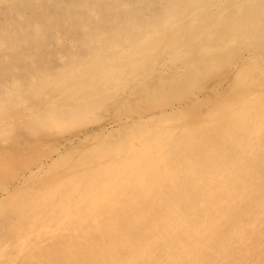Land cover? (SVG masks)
Listing matches in <instances>:
<instances>
[{"label": "bare ground", "instance_id": "6f19581e", "mask_svg": "<svg viewBox=\"0 0 264 264\" xmlns=\"http://www.w3.org/2000/svg\"><path fill=\"white\" fill-rule=\"evenodd\" d=\"M16 147L0 264H264V0H0Z\"/></svg>", "mask_w": 264, "mask_h": 264}, {"label": "rangeland", "instance_id": "374dc122", "mask_svg": "<svg viewBox=\"0 0 264 264\" xmlns=\"http://www.w3.org/2000/svg\"><path fill=\"white\" fill-rule=\"evenodd\" d=\"M112 116H113V114L110 115L104 121V124L107 123V122H109L108 120L111 121L113 119ZM27 148L28 147H23V148H20V149L17 148V147L14 148L15 151L13 150V152H12V154L14 156L12 155L11 157L8 154L0 155V163L3 162V164L5 165V169H4V167H0V179L4 175V172L5 171H8L9 173H13L16 176H18L21 172H23L24 170H26L28 168V166H29V157L33 156L32 154H34V149H33V147H31V148L29 147L28 149ZM29 154H30V156H28ZM2 183H3V181L0 182V185Z\"/></svg>", "mask_w": 264, "mask_h": 264}]
</instances>
